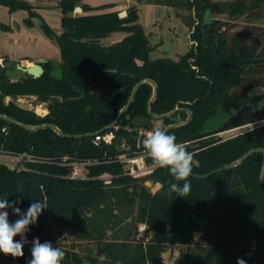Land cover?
<instances>
[{
    "label": "trees",
    "instance_id": "16d2710c",
    "mask_svg": "<svg viewBox=\"0 0 264 264\" xmlns=\"http://www.w3.org/2000/svg\"><path fill=\"white\" fill-rule=\"evenodd\" d=\"M149 1L172 8L192 30L193 44L186 54L152 60L135 6L121 17L118 11L88 14L95 8L80 0H59L60 34L44 22L42 30L57 43L60 63L43 64L39 78L14 81L0 73V114L28 125L51 124L64 135H83L64 138L50 129L28 131L0 119V152L33 158L21 171L0 163V198L20 200L22 212L35 199L46 201L48 208L29 227L31 241L53 244L67 230L75 242L85 244L81 253L74 251L76 243L60 247L65 252L61 264H161L173 245L184 251L181 264H237L238 258L264 264V156L254 153L234 168L212 173L264 147V135L259 142L255 139L257 129L219 137L240 127L234 111L250 96L264 94V0ZM0 5L9 12L36 15L22 0H0ZM76 8L81 14H74ZM238 20H243L239 29ZM115 32L126 36L101 45ZM143 79L157 85L154 114L176 107L191 112L187 124L168 131L177 142L188 144L197 163L185 198L169 194L176 181L168 169L156 166L145 176L133 177L118 160L121 154L133 157L144 150L143 144L137 147L138 129L131 121L147 115L150 85L141 86L115 127L105 129ZM24 97L46 104L47 114L20 108L17 101ZM186 118L185 111H178L161 120L160 128ZM109 131L114 133L110 145L94 144L93 137L85 136ZM74 162L88 163L86 179L70 177ZM145 182L159 188L152 193ZM7 211L14 223L19 217ZM140 225L151 234L147 240L138 237ZM31 247L23 248L24 256L17 258L0 252V262L27 264Z\"/></svg>",
    "mask_w": 264,
    "mask_h": 264
},
{
    "label": "rangeland",
    "instance_id": "374dc122",
    "mask_svg": "<svg viewBox=\"0 0 264 264\" xmlns=\"http://www.w3.org/2000/svg\"><path fill=\"white\" fill-rule=\"evenodd\" d=\"M26 2L36 13L31 15L26 10H17L9 12L8 8L0 5V25L9 27V30L0 28V56H6L10 62L19 64L23 61H29L23 67H30L40 59H46L55 65L60 63V52L55 41L50 40L42 30V23L48 25L55 35L61 32L60 27V11L57 7L59 0H22ZM81 3L87 4L95 8L88 14H99L111 11L126 10L135 6L139 14V22L143 27L144 34L148 37L149 44L152 47L150 58L152 60L158 58L177 59L179 56L186 54L193 43L191 39L192 30L186 27L183 22L175 16L172 8L163 5H156L149 0H143L138 3L136 0H80ZM123 17V16H121ZM243 24V20H238L237 29ZM126 36L123 32H115L100 43L103 46L113 45ZM2 60V59H1ZM2 64H4L2 60ZM55 75L59 72L56 70ZM17 103L26 104L28 109L37 114L45 115L46 104L39 103L34 97H24L18 99ZM260 124H249L236 128L229 132L219 134L221 138L230 137L239 132H245L256 129ZM161 121H154L151 130L162 127ZM1 161L8 162L11 166L23 167V161L11 162L10 159ZM11 169V168H10ZM17 171V170H16ZM146 186L154 193L158 188V184L146 183ZM138 236L143 240H147L151 235L150 232L144 230V226L140 225ZM198 241V239L196 240ZM71 243L79 245L75 248V252L81 253V249L85 244L75 242L73 236L64 230L62 235L56 238L53 246L68 248ZM198 243V242H196ZM184 251L182 247L168 246L163 255L161 264H181L183 262ZM0 264H15L8 261L0 262Z\"/></svg>",
    "mask_w": 264,
    "mask_h": 264
},
{
    "label": "clouds",
    "instance_id": "9594fccd",
    "mask_svg": "<svg viewBox=\"0 0 264 264\" xmlns=\"http://www.w3.org/2000/svg\"><path fill=\"white\" fill-rule=\"evenodd\" d=\"M144 155L150 158L160 168H166L176 182L169 186V194L186 197L191 193L189 177L196 164L194 154L188 151L186 142H177L175 135L168 134L167 130L156 128L147 133L143 139ZM182 182V183H181ZM20 200L10 202L7 198H0V252L13 258L23 257V247L31 243V259L27 264H61L65 258V252L59 247H54L52 242H41L39 238L28 241L26 233L30 225L37 222L43 210L48 208L46 201L34 200L26 212L18 207ZM19 218L10 223L9 213ZM20 236L19 241L14 240ZM237 264H246L245 260L238 258Z\"/></svg>",
    "mask_w": 264,
    "mask_h": 264
},
{
    "label": "water",
    "instance_id": "95a60500",
    "mask_svg": "<svg viewBox=\"0 0 264 264\" xmlns=\"http://www.w3.org/2000/svg\"><path fill=\"white\" fill-rule=\"evenodd\" d=\"M206 22H208V21L205 20L204 23H206ZM47 62H48V60H46V59H40L30 67H23L20 64H14L13 62H6L4 64H0V73H4L5 77L12 79L14 81H17L20 78H24L26 76H30L33 78H39L42 76V74L44 72L42 65L47 63ZM146 84H148L152 87V94H151V97H150V99L147 103V106H146L147 115L135 117L131 121V125L134 128H136V129H151L154 121H161L165 118H169L178 111H185L187 113L186 120L184 122H181V123L171 124V125L165 127L164 129L167 130V132H168L171 129L178 128V127L183 126L189 122V120L191 119V112L188 109L176 107L172 111L165 113V114H161V115L154 114L151 111V105L157 96V85L155 84L154 81H152L150 79H143V80H140L139 82H137L133 86L132 91L129 95V98H128L126 104L120 109V111L118 112L115 119L105 129H111V128L115 127L116 123L121 118V116H123L127 112V110L130 107L138 89L141 86L146 85ZM119 90L120 89L113 92L109 101L113 99V97L117 94V92H119ZM258 102L264 103V94H255V95L250 96L249 101L246 104H244L238 110L234 111L235 120L240 125V127L264 121V108L262 109V111H260L256 106V104ZM18 106L20 108H23V109L29 108L28 105L21 104V103H18ZM0 119L4 120L6 122H9L11 124H14L16 126H19V127L26 129L28 131H38V130L50 129L53 132H55L58 136L64 137V138H77L78 139V138H81L83 136V135H73V136L64 135L54 125H51V124L28 125V124H24L22 122H19L15 119L8 117L6 115H3V114H0ZM263 134H264L263 129H259L256 132V141L257 142L260 141ZM94 135L95 134H87L85 136L93 137ZM254 153H261L264 156V148L251 149V150L247 151L246 153H244L237 160H235V161L231 162L230 164H227V165H225L219 169H216L212 173H217V172H220L223 170L234 168V167L240 165L244 160H246L249 156H251ZM212 173L206 174L204 176H199V177H206ZM260 180L264 184V166L260 172Z\"/></svg>",
    "mask_w": 264,
    "mask_h": 264
},
{
    "label": "built area",
    "instance_id": "2783aa9c",
    "mask_svg": "<svg viewBox=\"0 0 264 264\" xmlns=\"http://www.w3.org/2000/svg\"><path fill=\"white\" fill-rule=\"evenodd\" d=\"M0 64H2V60L0 59ZM46 108V107H45ZM36 113V112H35ZM37 114V113H36ZM47 114V108L45 109V115ZM39 116H44L41 114H37ZM152 130H145V129H138V133H137V147H139L140 144H143V139L147 136V133L150 132ZM93 142L94 144H98L100 142H103L104 144L110 145L114 139V133L109 131V132H99L96 133L93 136ZM144 150L142 151V153L136 155V156H128L127 154H121L118 156V160L121 161L122 163H124V169L126 171V174L131 175L133 177H141V176H145L147 174H149L150 172L153 171V169L156 167L155 164L152 165H148L146 163V156L143 154ZM3 159H7L11 162L16 161V162H20L23 161V164H25L26 162H30L33 160L32 156L27 155V154H15V153H8V152H0V163L4 164L8 169L11 168V170H17V171H21L25 169V166L23 167H17V165H12L10 166V164L8 162H4L1 161ZM88 165V163H84V162H74L72 163L71 167H72V172L70 177L72 179H86L87 178V170H86V166ZM148 182H145V185ZM27 235V239L28 241H31L30 237H29V231L26 233ZM139 237V236H138ZM21 239V237L19 236L18 241ZM31 246V243H27L24 245L23 248H28Z\"/></svg>",
    "mask_w": 264,
    "mask_h": 264
},
{
    "label": "crops",
    "instance_id": "0c3cea01",
    "mask_svg": "<svg viewBox=\"0 0 264 264\" xmlns=\"http://www.w3.org/2000/svg\"><path fill=\"white\" fill-rule=\"evenodd\" d=\"M118 12H119L120 16H125V10H121V11H118ZM74 14H81V9L80 8H76L75 11H74ZM4 58L8 59L6 56H0V59H4ZM10 61L11 60L8 59V62H10ZM28 63H29V61H23V62H20L19 64L20 65H24V64H28ZM7 100H8V98H7Z\"/></svg>",
    "mask_w": 264,
    "mask_h": 264
},
{
    "label": "flooded vegetation",
    "instance_id": "af4514ba",
    "mask_svg": "<svg viewBox=\"0 0 264 264\" xmlns=\"http://www.w3.org/2000/svg\"><path fill=\"white\" fill-rule=\"evenodd\" d=\"M193 44V43H192ZM256 106H257V108L260 110V111H262V109L264 108V103H261V102H258L257 104H256ZM253 124H260L256 129H257V131L259 130V129H263L264 130V121H262V122H259V123H253ZM243 127V126H242ZM264 135V134H263ZM256 136V135H255ZM262 138V137H261ZM256 139V138H255ZM261 140V139H260ZM264 148V147H263Z\"/></svg>",
    "mask_w": 264,
    "mask_h": 264
}]
</instances>
